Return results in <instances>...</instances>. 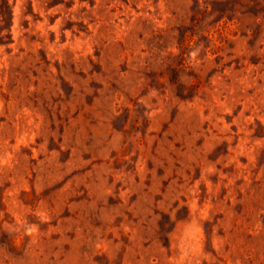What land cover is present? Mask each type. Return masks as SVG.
Returning a JSON list of instances; mask_svg holds the SVG:
<instances>
[{
  "label": "rangeland",
  "instance_id": "1",
  "mask_svg": "<svg viewBox=\"0 0 264 264\" xmlns=\"http://www.w3.org/2000/svg\"><path fill=\"white\" fill-rule=\"evenodd\" d=\"M145 69L179 107L99 152ZM0 264H264V0H0Z\"/></svg>",
  "mask_w": 264,
  "mask_h": 264
},
{
  "label": "clouds",
  "instance_id": "2",
  "mask_svg": "<svg viewBox=\"0 0 264 264\" xmlns=\"http://www.w3.org/2000/svg\"><path fill=\"white\" fill-rule=\"evenodd\" d=\"M159 77V72L151 75L150 70L145 69L142 79L131 75L125 77L117 74L103 79V87L95 97L92 107L88 109L81 107L83 120L88 122L82 132L86 131L89 134L99 152L112 150L110 124L126 101H131L141 110L147 106L150 113H154L156 118H159L164 112H170L174 107H179L174 101L171 90L167 87L168 73L164 72L162 79ZM149 80L152 82L149 83ZM173 115L175 114L173 113Z\"/></svg>",
  "mask_w": 264,
  "mask_h": 264
}]
</instances>
